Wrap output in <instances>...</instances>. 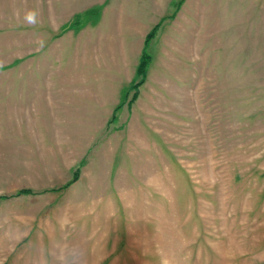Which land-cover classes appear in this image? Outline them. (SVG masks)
I'll list each match as a JSON object with an SVG mask.
<instances>
[{"label": "rangeland", "instance_id": "rangeland-1", "mask_svg": "<svg viewBox=\"0 0 264 264\" xmlns=\"http://www.w3.org/2000/svg\"><path fill=\"white\" fill-rule=\"evenodd\" d=\"M0 264H264V0H0Z\"/></svg>", "mask_w": 264, "mask_h": 264}, {"label": "trees", "instance_id": "trees-1", "mask_svg": "<svg viewBox=\"0 0 264 264\" xmlns=\"http://www.w3.org/2000/svg\"><path fill=\"white\" fill-rule=\"evenodd\" d=\"M80 17H82V14H76L75 16H74V21H75V23H78L79 22V19H80ZM157 26L158 25H156L153 29H152V31L150 32V34H149V36L150 35H152L153 34V32L155 31V29L157 28ZM148 56H147V54H142V56H141V60H140V62H139V65H138V70H137V72H138V74H140L142 77L145 75V72H146V69H147V64H148ZM141 81H142V79L139 81V82H136L135 84H134V87H137L138 85H140L141 84ZM135 97H136V92H134L133 94H132V96H131V99H130V102L131 101H133L134 99H135ZM74 176H77V172H75V174H74ZM69 184V183H68ZM67 184V185H68ZM31 192V190L30 189H27V188H23V189H19L18 190V194H22V193H30Z\"/></svg>", "mask_w": 264, "mask_h": 264}, {"label": "clouds", "instance_id": "clouds-1", "mask_svg": "<svg viewBox=\"0 0 264 264\" xmlns=\"http://www.w3.org/2000/svg\"><path fill=\"white\" fill-rule=\"evenodd\" d=\"M34 13H30L29 16H28V19L29 21L33 20L34 19Z\"/></svg>", "mask_w": 264, "mask_h": 264}]
</instances>
